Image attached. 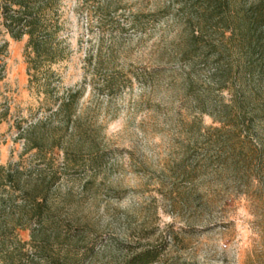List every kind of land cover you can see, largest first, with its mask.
<instances>
[{
	"label": "rangeland",
	"instance_id": "374dc122",
	"mask_svg": "<svg viewBox=\"0 0 264 264\" xmlns=\"http://www.w3.org/2000/svg\"><path fill=\"white\" fill-rule=\"evenodd\" d=\"M53 1L44 19L57 26L60 60L36 77L28 37L0 28V165L46 169L35 151L22 155L19 128L40 119L55 127L48 118L61 99L81 92L63 140L67 159L56 153L61 180L50 203L59 227L44 229L46 256L124 264L151 249L155 264H264V127L229 135L205 112L232 102L208 81L212 61L187 90L188 69L173 56L177 0ZM18 236L26 245L17 264H47L31 261L30 228Z\"/></svg>",
	"mask_w": 264,
	"mask_h": 264
},
{
	"label": "trees",
	"instance_id": "16d2710c",
	"mask_svg": "<svg viewBox=\"0 0 264 264\" xmlns=\"http://www.w3.org/2000/svg\"><path fill=\"white\" fill-rule=\"evenodd\" d=\"M177 2L183 22L173 56L188 69L187 90H192L194 78L201 76L198 70L201 64L212 61L208 81L231 93L232 102L217 113L208 109L205 112L218 120L229 135L247 134L248 138L256 135L254 125L260 123L264 127V0ZM53 3V0H0V28H5L16 41L28 37L31 78L37 76L42 64L60 60V52L51 42L57 26L52 31L44 19ZM103 64L100 58L96 69ZM49 76L46 75V85ZM80 93H70L61 99L48 118L56 121L55 127L40 119L19 128L18 137L24 140L22 155L35 151L34 156L46 169L24 167L22 160L0 165V253L6 264H17V251L22 255L26 243L19 239L18 232L25 228L31 230V244L36 252L31 261L56 264L57 259L46 256L50 236L44 229L59 227L50 203L51 193L61 180L60 171L54 169L55 158L59 151L67 159L69 149L63 140L75 124L73 113ZM203 104L206 106V102ZM73 128L77 131L76 126ZM48 169L52 174H47ZM157 256L151 249H144L124 264H155Z\"/></svg>",
	"mask_w": 264,
	"mask_h": 264
}]
</instances>
